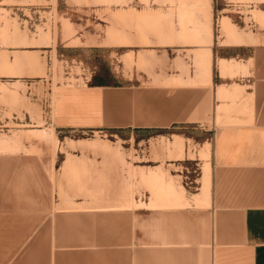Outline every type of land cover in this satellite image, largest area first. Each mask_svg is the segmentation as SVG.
<instances>
[{"label": "rangeland", "instance_id": "1", "mask_svg": "<svg viewBox=\"0 0 264 264\" xmlns=\"http://www.w3.org/2000/svg\"><path fill=\"white\" fill-rule=\"evenodd\" d=\"M252 37H264V0H0L5 263L15 262L17 243L20 254L35 244L42 263L60 234L90 229L95 214L106 225L116 223L106 214H121V224L131 218L138 249L141 222L148 241L155 240L158 208L179 211L169 223L179 235L180 264H203L208 253L198 246H210L203 211L213 129L182 123L161 129L159 113L162 123L180 97V113L195 117L205 102L191 95L204 87L195 70L198 77L209 73L205 47ZM97 83L125 92V109L104 115L124 125L58 128L59 108L87 105L82 95L63 94ZM108 91H101L104 103Z\"/></svg>", "mask_w": 264, "mask_h": 264}, {"label": "crops", "instance_id": "2", "mask_svg": "<svg viewBox=\"0 0 264 264\" xmlns=\"http://www.w3.org/2000/svg\"><path fill=\"white\" fill-rule=\"evenodd\" d=\"M250 41L218 44L212 40L205 47V59L210 61L209 73L198 77L195 70L193 76L204 87L197 88L191 95L205 99L195 117H183L180 112L184 103L180 102V97L174 100L171 112L162 123L159 113L161 129L176 123L213 129L207 141L210 145L206 182L209 194L205 201L208 208L203 211L210 217V246L209 250L198 246L208 253L207 259L203 256V264H264V37H252ZM193 77L189 75L188 82ZM101 86L91 84L63 94L82 95L87 105L67 111L59 108L58 128L124 125L121 121L105 122L104 115L114 113L118 107L125 109V92L118 87ZM103 89L109 90L105 103ZM187 109L191 110L190 106L184 111ZM172 201L183 203L180 198H172ZM120 215L106 214V218L112 217L111 221L116 222L106 225L101 223L100 215L95 214L90 229H73L68 236L60 234L59 244L53 251L49 250L42 263L34 256L35 244H28L20 254L17 243L15 262L9 264H180L179 235L177 237L169 223L178 217V209L155 210V240L148 241V229H144L141 222L138 249L134 244L131 218L128 224L124 217L126 223L121 224L118 223ZM148 244L155 246L150 258ZM3 246L0 244V264H6L10 258L3 255ZM194 249L189 246L187 251Z\"/></svg>", "mask_w": 264, "mask_h": 264}, {"label": "bare ground", "instance_id": "3", "mask_svg": "<svg viewBox=\"0 0 264 264\" xmlns=\"http://www.w3.org/2000/svg\"><path fill=\"white\" fill-rule=\"evenodd\" d=\"M207 156H208V155H207ZM171 188H172V187H171ZM172 189H173V188H172ZM205 194H206V195H205L206 197H207L208 194H209V187H208V185H206V184H205ZM205 196H204V197L202 196V197L205 198ZM181 197H182V196H181Z\"/></svg>", "mask_w": 264, "mask_h": 264}]
</instances>
